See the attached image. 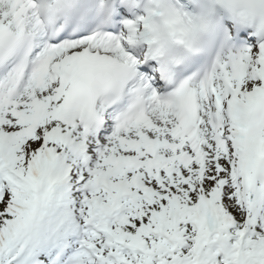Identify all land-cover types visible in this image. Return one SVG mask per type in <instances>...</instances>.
<instances>
[{"label": "snow or ice", "instance_id": "snow-or-ice-1", "mask_svg": "<svg viewBox=\"0 0 264 264\" xmlns=\"http://www.w3.org/2000/svg\"><path fill=\"white\" fill-rule=\"evenodd\" d=\"M0 264H264V0H0Z\"/></svg>", "mask_w": 264, "mask_h": 264}]
</instances>
